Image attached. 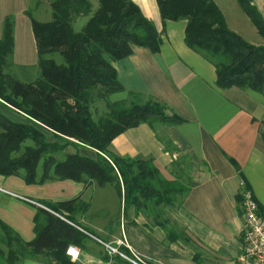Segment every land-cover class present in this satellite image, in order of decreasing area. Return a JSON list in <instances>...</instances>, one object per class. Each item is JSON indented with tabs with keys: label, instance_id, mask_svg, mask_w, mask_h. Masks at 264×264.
<instances>
[{
	"label": "trees",
	"instance_id": "trees-1",
	"mask_svg": "<svg viewBox=\"0 0 264 264\" xmlns=\"http://www.w3.org/2000/svg\"><path fill=\"white\" fill-rule=\"evenodd\" d=\"M155 2L163 27L167 22L186 23L184 44L213 66L219 90L238 89L264 96V46L250 45L230 31L212 0ZM235 2L264 42V17L253 0ZM48 6L51 11L48 23H39L27 14L40 71V78L34 83H20L5 73L14 50V38L12 18L3 22L0 105L26 117L30 124L13 123L0 113V177H19L27 186L49 181L109 186L121 202V214L133 209L152 219L153 225L164 231L168 242L192 246L166 211L181 207L191 190V180L183 181L181 170L178 177L165 180L152 161L120 157L111 151L114 139L140 125L155 131L158 125L185 123L151 98L128 94L122 102L109 100L124 92L112 64L130 57L134 48L158 54L161 34L132 0H49ZM81 18L87 22L75 33L73 24ZM56 55L61 57L62 64L56 63ZM94 102H102L107 111L97 121L91 113ZM261 128L264 142V123ZM39 129L51 133L52 141L48 142ZM28 141L33 145L24 146ZM82 146L95 151V158L78 153L63 156L62 161L55 158L69 147ZM229 162L242 180L241 192L235 197L240 216L241 193L251 190L237 164ZM40 163L42 175L36 180ZM38 204L44 209L36 208L32 221L35 238L29 243L0 221V246L7 250L5 255L0 248V258L6 264H16L19 257L35 258L45 253L56 264H71L65 250L69 246L81 248L88 238L70 224L79 227L73 216L80 208L86 211L87 205L79 197ZM257 207L264 219V209L258 203ZM109 259L105 255L104 261Z\"/></svg>",
	"mask_w": 264,
	"mask_h": 264
},
{
	"label": "crops",
	"instance_id": "crops-1",
	"mask_svg": "<svg viewBox=\"0 0 264 264\" xmlns=\"http://www.w3.org/2000/svg\"><path fill=\"white\" fill-rule=\"evenodd\" d=\"M48 1L32 8V0H0V38L4 20H13L14 50L5 73L20 83H34L40 78L27 14L35 21L40 19L39 23L50 22ZM132 1L161 34V47L156 55L147 49L134 48L130 57L112 64L124 89L113 95L112 103L125 101L128 94L151 98L185 123L158 125L155 131L140 125L114 139L111 151L120 157L152 161L165 180L178 177L180 170L183 181L191 180V190L181 207L166 211L192 246L180 242L164 245V231L150 233L141 214L133 209L124 215L121 211L116 213L108 204L111 198L107 194H95L98 187L70 181L27 186L19 177H0V190L13 195L0 192V221L29 243L35 238L32 221L37 207L33 203L67 202L79 197L87 205L86 211L80 208L73 216L79 227L104 242L125 236L154 264H237L242 250L239 237L242 220L235 197L241 192L242 180L229 160L237 164L254 199L264 209V142L260 136L264 96L238 89L219 90L213 66L184 44L186 23L167 22L163 27L155 0ZM253 3L264 17V0ZM224 19L227 25L225 16ZM0 113L13 123L30 124L26 117L7 106L0 105ZM39 131L48 142L52 141L51 133ZM76 153L89 159L96 156L95 151L82 146L69 147L55 158L62 161ZM185 166L189 170L186 173ZM39 167L41 174L36 171V180L41 178L42 163ZM119 203L122 208L120 200ZM77 249L80 258L77 262L70 261L71 264H119L115 259L104 261L103 249L91 239ZM44 255L35 258L44 259ZM40 259L26 260L24 264H47L46 259Z\"/></svg>",
	"mask_w": 264,
	"mask_h": 264
},
{
	"label": "built area",
	"instance_id": "built-area-1",
	"mask_svg": "<svg viewBox=\"0 0 264 264\" xmlns=\"http://www.w3.org/2000/svg\"><path fill=\"white\" fill-rule=\"evenodd\" d=\"M0 192L13 196L3 190ZM33 205L44 209L38 204L33 203ZM240 209L242 224L239 237L242 250L237 258V264H264V219L259 216L256 200L250 191H242ZM70 225L100 245L104 254L110 259L120 260L124 264H154L132 246L124 236L111 242H104L81 228ZM65 255L71 262H77L80 258V251L76 247L69 246L65 250Z\"/></svg>",
	"mask_w": 264,
	"mask_h": 264
},
{
	"label": "rangeland",
	"instance_id": "rangeland-1",
	"mask_svg": "<svg viewBox=\"0 0 264 264\" xmlns=\"http://www.w3.org/2000/svg\"><path fill=\"white\" fill-rule=\"evenodd\" d=\"M213 1H215L218 4L219 8L223 11L224 16H225L226 21H227V25H228L230 30L235 31L236 34L241 36L244 39V41H246L248 43H253V44L258 45V46H264V42L259 38V36L256 33V30L251 25V23L249 22L247 17L239 9L235 0H213ZM42 2H45V0H32V8L34 7L35 4L38 5L39 3H42ZM35 19H38V18H35ZM37 21H40V19ZM86 22H87V19H85V18L78 19L73 24L74 32L79 33L82 30V28L85 26ZM54 60L56 61L57 64H62V59L60 56H57V55L54 56ZM109 100H110V102H113V96L110 97ZM105 111H106V108L102 102H94L93 105L91 106V113H92L93 120L97 121L100 117L104 116ZM29 145H32V142L28 141L24 144V146H29ZM187 166H185V168H184L185 173H186V170L188 169ZM37 174H41V168L40 167L37 169ZM105 188L95 189L94 192H95V194L97 193L100 195L107 194V196H109L111 198L110 202H108L111 210L118 213L119 211H121V207H120V203H119V200L117 199L115 191L110 187H105ZM143 217L146 219L145 216H143ZM118 218H120V217H118ZM112 219H113V217H112ZM119 220H121V219H119ZM121 222H122V220H121ZM146 226L148 228V231L152 234H155L156 230H159L160 232H162L160 228L156 229L158 227L153 225L152 219H150V220L146 219ZM123 235H124V233H123ZM165 236H166V234H165ZM167 242L168 241L166 239L164 245ZM129 243L131 245H134L130 241H129ZM0 248L4 251V254L7 255L6 248L4 246H0ZM40 258H41V256L39 258L38 257L37 258H28L27 256L19 257V262H17L16 264H24L26 260L40 259ZM43 258L44 259H40V260L43 261L46 259L47 264H56V263H54L53 260L50 259L49 255L45 254L43 256ZM0 264H6L4 262V259L0 258Z\"/></svg>",
	"mask_w": 264,
	"mask_h": 264
}]
</instances>
